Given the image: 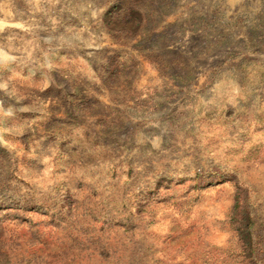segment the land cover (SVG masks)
Returning a JSON list of instances; mask_svg holds the SVG:
<instances>
[{
  "label": "rangeland",
  "instance_id": "rangeland-1",
  "mask_svg": "<svg viewBox=\"0 0 264 264\" xmlns=\"http://www.w3.org/2000/svg\"><path fill=\"white\" fill-rule=\"evenodd\" d=\"M0 264H264V0H0Z\"/></svg>",
  "mask_w": 264,
  "mask_h": 264
},
{
  "label": "trees",
  "instance_id": "trees-1",
  "mask_svg": "<svg viewBox=\"0 0 264 264\" xmlns=\"http://www.w3.org/2000/svg\"><path fill=\"white\" fill-rule=\"evenodd\" d=\"M240 208V206L238 204L235 205V208H234V215H237L236 212L238 211V209Z\"/></svg>",
  "mask_w": 264,
  "mask_h": 264
}]
</instances>
